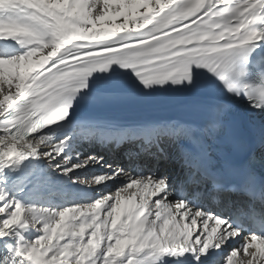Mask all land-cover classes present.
I'll list each match as a JSON object with an SVG mask.
<instances>
[{"label": "snow or ice", "instance_id": "snow-or-ice-1", "mask_svg": "<svg viewBox=\"0 0 264 264\" xmlns=\"http://www.w3.org/2000/svg\"><path fill=\"white\" fill-rule=\"evenodd\" d=\"M0 264H264V0H0Z\"/></svg>", "mask_w": 264, "mask_h": 264}, {"label": "bare ground", "instance_id": "bare-ground-1", "mask_svg": "<svg viewBox=\"0 0 264 264\" xmlns=\"http://www.w3.org/2000/svg\"><path fill=\"white\" fill-rule=\"evenodd\" d=\"M183 115L184 114L180 112H163V113L158 114L156 118H168V117L182 118Z\"/></svg>", "mask_w": 264, "mask_h": 264}, {"label": "rangeland", "instance_id": "rangeland-1", "mask_svg": "<svg viewBox=\"0 0 264 264\" xmlns=\"http://www.w3.org/2000/svg\"><path fill=\"white\" fill-rule=\"evenodd\" d=\"M162 167H167V168H169L170 170H172L170 165H162Z\"/></svg>", "mask_w": 264, "mask_h": 264}]
</instances>
